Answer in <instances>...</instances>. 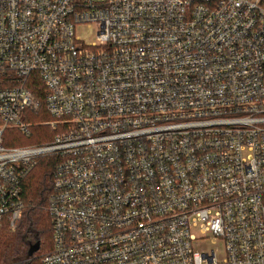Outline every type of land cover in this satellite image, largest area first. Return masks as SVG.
Wrapping results in <instances>:
<instances>
[{"label": "built area", "instance_id": "built-area-1", "mask_svg": "<svg viewBox=\"0 0 264 264\" xmlns=\"http://www.w3.org/2000/svg\"><path fill=\"white\" fill-rule=\"evenodd\" d=\"M0 76V223L56 159L39 264H264V0H0Z\"/></svg>", "mask_w": 264, "mask_h": 264}, {"label": "trees", "instance_id": "trees-1", "mask_svg": "<svg viewBox=\"0 0 264 264\" xmlns=\"http://www.w3.org/2000/svg\"><path fill=\"white\" fill-rule=\"evenodd\" d=\"M4 84H6L4 76H0V87ZM45 116L37 113L32 120H42L45 119ZM39 127L46 126H33L30 132ZM9 129L12 131L11 139L15 138L18 131ZM43 140L42 138L34 139L38 143ZM55 164L54 157L40 158L25 175L21 185L22 211L19 219L14 226H10L7 221L0 223V264H39V254L49 248L50 242H52L50 241L52 222L47 211V204L51 193L52 171ZM36 241L40 244L39 249L29 257L27 250L30 244Z\"/></svg>", "mask_w": 264, "mask_h": 264}, {"label": "rangeland", "instance_id": "rangeland-1", "mask_svg": "<svg viewBox=\"0 0 264 264\" xmlns=\"http://www.w3.org/2000/svg\"><path fill=\"white\" fill-rule=\"evenodd\" d=\"M94 33H95V28L91 25L81 24L76 27V34L80 36L84 42L93 40L95 38ZM46 118H48V116H45V119ZM11 132H12L11 129H9L6 132H4L2 135V142L7 146L41 144L48 141L52 136V131L46 127H39L36 130L31 131L30 133L17 132L16 137L13 139H11L10 136L12 134ZM36 138H42L44 140L38 143L37 141H34V139ZM50 241H52V238L50 239ZM51 243L52 242H50V245ZM195 247L197 250H209L212 248L215 251L219 261H222V258L224 257V246L221 240L215 241L211 238H208L201 244H197Z\"/></svg>", "mask_w": 264, "mask_h": 264}, {"label": "water", "instance_id": "water-1", "mask_svg": "<svg viewBox=\"0 0 264 264\" xmlns=\"http://www.w3.org/2000/svg\"><path fill=\"white\" fill-rule=\"evenodd\" d=\"M39 246H40V244L38 241L34 242L33 244H30V246L27 250V255L29 257L32 256V254L39 249Z\"/></svg>", "mask_w": 264, "mask_h": 264}]
</instances>
